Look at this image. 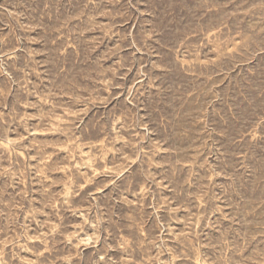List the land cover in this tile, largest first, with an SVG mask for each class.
Masks as SVG:
<instances>
[{
  "label": "rangeland",
  "instance_id": "rangeland-1",
  "mask_svg": "<svg viewBox=\"0 0 264 264\" xmlns=\"http://www.w3.org/2000/svg\"><path fill=\"white\" fill-rule=\"evenodd\" d=\"M0 264H264V0H0Z\"/></svg>",
  "mask_w": 264,
  "mask_h": 264
}]
</instances>
